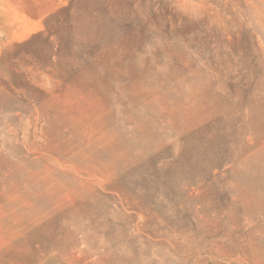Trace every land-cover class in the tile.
Masks as SVG:
<instances>
[{
    "label": "rangeland",
    "instance_id": "obj_1",
    "mask_svg": "<svg viewBox=\"0 0 264 264\" xmlns=\"http://www.w3.org/2000/svg\"><path fill=\"white\" fill-rule=\"evenodd\" d=\"M0 264H264V0H0Z\"/></svg>",
    "mask_w": 264,
    "mask_h": 264
},
{
    "label": "bare ground",
    "instance_id": "obj_2",
    "mask_svg": "<svg viewBox=\"0 0 264 264\" xmlns=\"http://www.w3.org/2000/svg\"><path fill=\"white\" fill-rule=\"evenodd\" d=\"M91 150H93V146H92V149ZM48 170H50V169H48ZM54 170H50V173L51 174H50V176L47 177L48 179H50V180L56 179V178H50L52 176L56 177L55 175H57V174H56V172ZM29 193L33 194L29 198H32V197H35V196L38 197V198H40V199H43L44 198V202L49 201V198L53 196V195H51L49 193V191L46 194H44V193H38V192L35 193V191L31 190V188L28 187V188L25 189V191H23L20 194L14 196V198L8 203L9 206L5 207V208H7L6 209V212L10 216H12L14 218H17L19 220H22V221H24L25 223H27L30 226H39L41 219L43 217H45L46 215L51 214V211H48V210H46V211H40L38 215L31 216L30 215V211L26 210L23 207V204H22V202H25L27 199H29L28 198V194ZM54 211H55V209L53 210V212Z\"/></svg>",
    "mask_w": 264,
    "mask_h": 264
}]
</instances>
